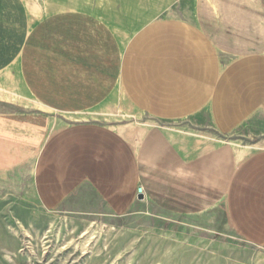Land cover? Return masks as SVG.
Masks as SVG:
<instances>
[{
    "label": "crops",
    "instance_id": "1",
    "mask_svg": "<svg viewBox=\"0 0 264 264\" xmlns=\"http://www.w3.org/2000/svg\"><path fill=\"white\" fill-rule=\"evenodd\" d=\"M116 1L0 0V190L114 215L226 205L264 246V0Z\"/></svg>",
    "mask_w": 264,
    "mask_h": 264
},
{
    "label": "rangeland",
    "instance_id": "2",
    "mask_svg": "<svg viewBox=\"0 0 264 264\" xmlns=\"http://www.w3.org/2000/svg\"><path fill=\"white\" fill-rule=\"evenodd\" d=\"M26 1L34 13L73 4L104 10L102 0ZM57 121L69 125L74 120ZM1 187L0 264H264V246L241 236L226 205L172 215L143 202L114 215L93 194L87 199L70 195L47 209L29 183Z\"/></svg>",
    "mask_w": 264,
    "mask_h": 264
},
{
    "label": "built area",
    "instance_id": "3",
    "mask_svg": "<svg viewBox=\"0 0 264 264\" xmlns=\"http://www.w3.org/2000/svg\"><path fill=\"white\" fill-rule=\"evenodd\" d=\"M138 191H139L140 194H143L142 188H140Z\"/></svg>",
    "mask_w": 264,
    "mask_h": 264
}]
</instances>
